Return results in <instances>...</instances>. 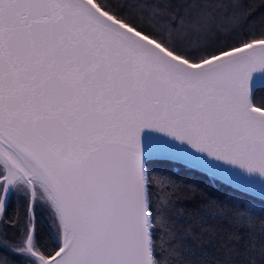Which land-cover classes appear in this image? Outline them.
Returning a JSON list of instances; mask_svg holds the SVG:
<instances>
[{"label":"snow or ice","instance_id":"obj_1","mask_svg":"<svg viewBox=\"0 0 264 264\" xmlns=\"http://www.w3.org/2000/svg\"><path fill=\"white\" fill-rule=\"evenodd\" d=\"M258 79L264 0H0V264H264V215L157 167L264 200Z\"/></svg>","mask_w":264,"mask_h":264},{"label":"trees","instance_id":"obj_2","mask_svg":"<svg viewBox=\"0 0 264 264\" xmlns=\"http://www.w3.org/2000/svg\"><path fill=\"white\" fill-rule=\"evenodd\" d=\"M255 92L257 93V99H259L261 95H264V85L256 87ZM157 167L162 168L164 171L176 176L182 181L185 186L183 190L186 193H188L189 188L195 190V199L189 202L190 206L213 198L225 201L237 207L246 206L250 209H254L257 214L264 215V200L260 199V197L237 189L234 185H230L220 178H213L211 174L201 169L188 167L182 163L171 161L159 164ZM188 194L191 195V193ZM14 202L15 198L13 200V203ZM21 203H23V201H21ZM36 219L42 237L48 239L51 236V228L49 227L51 217L44 208H38ZM13 231V229H8L10 239L12 238L11 234ZM206 247L211 251L212 245H206Z\"/></svg>","mask_w":264,"mask_h":264},{"label":"water","instance_id":"obj_3","mask_svg":"<svg viewBox=\"0 0 264 264\" xmlns=\"http://www.w3.org/2000/svg\"><path fill=\"white\" fill-rule=\"evenodd\" d=\"M262 85H264V79H258V80H256V82H255L254 89H255L256 87H258V86H262ZM217 178H218V177H217ZM259 191H260L259 186H257L256 189H255V194H254V196L260 197V196H259ZM252 195H253V194H252Z\"/></svg>","mask_w":264,"mask_h":264}]
</instances>
